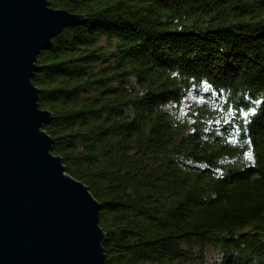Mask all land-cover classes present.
I'll return each mask as SVG.
<instances>
[{
    "label": "trees",
    "instance_id": "obj_1",
    "mask_svg": "<svg viewBox=\"0 0 264 264\" xmlns=\"http://www.w3.org/2000/svg\"><path fill=\"white\" fill-rule=\"evenodd\" d=\"M43 129L99 202L103 264H264V0H48Z\"/></svg>",
    "mask_w": 264,
    "mask_h": 264
},
{
    "label": "water",
    "instance_id": "obj_2",
    "mask_svg": "<svg viewBox=\"0 0 264 264\" xmlns=\"http://www.w3.org/2000/svg\"><path fill=\"white\" fill-rule=\"evenodd\" d=\"M83 14L48 0H0V264H103L100 204L66 172L31 81L39 53Z\"/></svg>",
    "mask_w": 264,
    "mask_h": 264
}]
</instances>
